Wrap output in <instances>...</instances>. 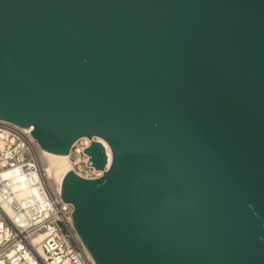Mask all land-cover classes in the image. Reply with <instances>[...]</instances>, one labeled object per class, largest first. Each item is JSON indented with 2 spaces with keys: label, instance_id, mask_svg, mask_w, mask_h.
<instances>
[{
  "label": "water",
  "instance_id": "water-1",
  "mask_svg": "<svg viewBox=\"0 0 264 264\" xmlns=\"http://www.w3.org/2000/svg\"><path fill=\"white\" fill-rule=\"evenodd\" d=\"M0 119L110 145L62 183L96 264H264V0H0Z\"/></svg>",
  "mask_w": 264,
  "mask_h": 264
},
{
  "label": "built area",
  "instance_id": "built-area-1",
  "mask_svg": "<svg viewBox=\"0 0 264 264\" xmlns=\"http://www.w3.org/2000/svg\"><path fill=\"white\" fill-rule=\"evenodd\" d=\"M92 140L98 137H82L70 151L71 170L86 178L104 172L85 153ZM72 209L33 127L0 119V264H96L75 229Z\"/></svg>",
  "mask_w": 264,
  "mask_h": 264
},
{
  "label": "bare ground",
  "instance_id": "bare-ground-1",
  "mask_svg": "<svg viewBox=\"0 0 264 264\" xmlns=\"http://www.w3.org/2000/svg\"><path fill=\"white\" fill-rule=\"evenodd\" d=\"M83 139L88 141L90 138L85 136L83 137ZM98 140L101 141L107 149V153L109 156V165H110L112 162V149L110 145L108 144V142L104 140L103 138L98 137ZM44 154L47 159L48 165L50 166L51 170L53 171L55 175V179L57 181L58 187L61 190L64 177L67 174V172H69L72 168L70 164V153L69 154H59V153H54V152L44 149ZM21 180L22 179L16 180L17 182L15 184L16 190L22 189Z\"/></svg>",
  "mask_w": 264,
  "mask_h": 264
}]
</instances>
